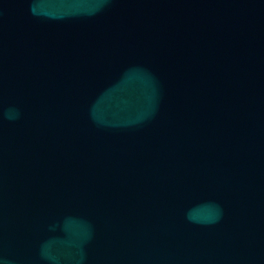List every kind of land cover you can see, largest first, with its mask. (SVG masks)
Returning <instances> with one entry per match:
<instances>
[{"label": "water", "instance_id": "water-1", "mask_svg": "<svg viewBox=\"0 0 264 264\" xmlns=\"http://www.w3.org/2000/svg\"><path fill=\"white\" fill-rule=\"evenodd\" d=\"M2 264H264V0H0Z\"/></svg>", "mask_w": 264, "mask_h": 264}, {"label": "clouds", "instance_id": "clouds-1", "mask_svg": "<svg viewBox=\"0 0 264 264\" xmlns=\"http://www.w3.org/2000/svg\"><path fill=\"white\" fill-rule=\"evenodd\" d=\"M0 264H2V262H0Z\"/></svg>", "mask_w": 264, "mask_h": 264}]
</instances>
